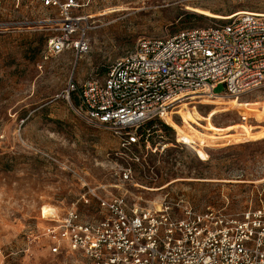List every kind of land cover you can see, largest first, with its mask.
Returning <instances> with one entry per match:
<instances>
[{"label": "rangeland", "instance_id": "obj_1", "mask_svg": "<svg viewBox=\"0 0 264 264\" xmlns=\"http://www.w3.org/2000/svg\"><path fill=\"white\" fill-rule=\"evenodd\" d=\"M81 2L80 14L90 17V52L78 60L72 51H48L56 11L40 0H0V264H84L77 252L50 254L41 231L51 213L61 218L89 190L102 197L128 192L129 204L138 195L172 204L184 196L198 211L229 215L264 208V88L188 102L173 120L150 122L134 147L139 160L123 152L109 131L87 124L64 98L71 80L104 77L142 39L228 24L190 9L224 17L264 13V0ZM225 91L221 85L215 93ZM209 135L227 140L207 144ZM129 167L147 190L121 183V170ZM78 208L86 220L102 218L94 199Z\"/></svg>", "mask_w": 264, "mask_h": 264}, {"label": "built area", "instance_id": "obj_2", "mask_svg": "<svg viewBox=\"0 0 264 264\" xmlns=\"http://www.w3.org/2000/svg\"><path fill=\"white\" fill-rule=\"evenodd\" d=\"M40 2L58 15L51 22L57 33L49 53L72 51L78 60L87 55L90 17L80 14L81 0ZM227 21L168 39H142L104 77L71 80L64 98L87 124L109 131L123 152L139 160L134 147L150 122L173 120L188 102L238 98L264 88V15ZM221 85L226 91L217 95ZM120 181L147 190L134 180L132 167L121 170ZM127 198L128 192L102 197L89 190L81 201L89 206L96 200L101 219L86 220L81 201L61 218L48 219L41 238L50 254L77 252L84 264H264V208L229 215L198 211L184 196L176 204L140 195L129 204Z\"/></svg>", "mask_w": 264, "mask_h": 264}, {"label": "bare ground", "instance_id": "obj_3", "mask_svg": "<svg viewBox=\"0 0 264 264\" xmlns=\"http://www.w3.org/2000/svg\"><path fill=\"white\" fill-rule=\"evenodd\" d=\"M190 10H192V11L198 13V14H203V15H206V16L219 18V19H225V20H229V19L241 16V15H247L249 13H252V12H249V11H237V12H235V13L229 15V16L224 17V16H219V15L212 14L209 11L198 9V8L190 9ZM256 14L264 15V13H256ZM223 99L225 100V98H223V97H218L216 100H210V101L216 102V101L223 100ZM190 138H191V140L193 142H198V140L196 139V135L195 134L190 135ZM214 140H227V139L216 138L214 136L209 135L208 139H207V144L212 143ZM217 147H219V146H217ZM158 208H159V206H158ZM57 217H58V213L54 211L53 213H51V216H50L49 219H54V218H57Z\"/></svg>", "mask_w": 264, "mask_h": 264}, {"label": "trees", "instance_id": "obj_4", "mask_svg": "<svg viewBox=\"0 0 264 264\" xmlns=\"http://www.w3.org/2000/svg\"><path fill=\"white\" fill-rule=\"evenodd\" d=\"M188 16H189V18L196 19V20L204 19V17L197 15V14H189ZM165 128H167V127H165Z\"/></svg>", "mask_w": 264, "mask_h": 264}]
</instances>
